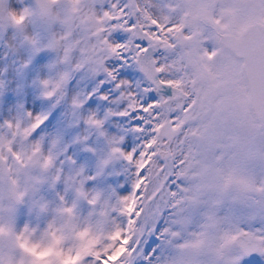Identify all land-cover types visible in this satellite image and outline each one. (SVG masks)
I'll return each instance as SVG.
<instances>
[{
  "label": "snow or ice",
  "instance_id": "obj_1",
  "mask_svg": "<svg viewBox=\"0 0 264 264\" xmlns=\"http://www.w3.org/2000/svg\"><path fill=\"white\" fill-rule=\"evenodd\" d=\"M95 2V29L75 34L71 44L62 32L46 47L59 53L57 63L71 61L73 71L84 67L77 63L80 57L103 65L105 79L119 93L114 102L123 104L107 115L134 121L136 142L130 150H121L120 138L110 140L114 157L131 169L130 191L104 213L112 230L100 237L81 232L84 242L74 255L72 248L30 245L28 225L16 236L19 248L37 264H52V256L56 264H136L139 259L175 264L162 252L141 247L155 237L164 248L182 250L201 249L211 240L223 264H239L241 254L264 257V0H107L108 7L99 11ZM111 59L130 64L141 79L135 84L118 79L107 64ZM70 78L62 73L55 88ZM41 85L46 99L60 101L51 80ZM83 102L73 98L72 105ZM46 119L28 113L0 125V133L8 131L10 145L21 138L28 143ZM85 123L99 130L103 120L90 115ZM31 143L29 160L42 153L39 141ZM8 151L0 161L24 165L14 146ZM55 159L49 150L43 166ZM59 178L57 168L54 180ZM74 182L83 185L79 172ZM59 200L63 207L57 211L72 214L73 207L62 196ZM87 204L95 208L96 198ZM46 207L40 205L42 211ZM47 228L60 245L54 224Z\"/></svg>",
  "mask_w": 264,
  "mask_h": 264
},
{
  "label": "rangeland",
  "instance_id": "obj_2",
  "mask_svg": "<svg viewBox=\"0 0 264 264\" xmlns=\"http://www.w3.org/2000/svg\"><path fill=\"white\" fill-rule=\"evenodd\" d=\"M5 4L17 10L31 7L25 0H5ZM94 7L98 11L107 8V0H96ZM58 31L62 29L55 22L33 21L23 31L0 24V125L6 121L22 120L28 113L42 115L46 112L47 119L30 140L39 141L46 154L49 150L55 152L53 168L60 169V178L54 184L47 181L40 184L31 199L26 197L17 207L14 216L17 229L25 225L43 229L51 220L61 196L66 204H71L74 193L65 179L76 172L84 179L85 191H101L110 203L126 195L131 184V169L123 159L110 161L103 170L98 167L100 159L108 151L109 138H120L122 151L130 150L136 142V135L131 131L134 126L132 120L107 115L109 111L117 113L123 109L122 103L114 102L119 93L112 82L106 80L103 73L93 76L81 70L71 75L64 87V98L59 102L42 95L41 81L53 79L64 70V65L57 63L59 53L46 47ZM113 35L123 38L121 33ZM26 36L36 39L35 47L27 42ZM107 64L115 69L118 79L128 80L131 84L141 79L139 71L130 64H122L115 59L107 61ZM109 94L107 104H102L99 98ZM73 98L84 102L79 108H74ZM90 115L103 120L99 130L85 123ZM71 141L78 143L75 148H71ZM88 177L91 179H85ZM41 203L47 206L46 211L39 210ZM77 210L84 217L90 206L81 201ZM141 247L163 254L167 251L155 237L147 238ZM259 259L261 255L257 253L253 257L241 258L239 264H258ZM136 264H143V260H137Z\"/></svg>",
  "mask_w": 264,
  "mask_h": 264
},
{
  "label": "clouds",
  "instance_id": "obj_3",
  "mask_svg": "<svg viewBox=\"0 0 264 264\" xmlns=\"http://www.w3.org/2000/svg\"><path fill=\"white\" fill-rule=\"evenodd\" d=\"M143 6V3H141V7ZM92 10L91 0H34L33 6L24 7L19 10L6 6L5 0H0V24L23 31L33 21L55 22L60 25L62 31L56 32L52 37L66 32L69 34L68 43L71 44L72 37L75 34H79L85 29H95L97 27V25L91 22L93 18ZM96 11L98 10L96 9ZM21 15L25 17L24 20L19 24L13 23L12 17L18 18ZM26 37L29 38L27 40L29 44H31L29 40L35 39L32 36ZM99 47L97 45V48ZM88 59L89 57L87 56L78 58L77 63L84 65V67L76 71L72 70L73 65L71 61L64 63V70L58 72L55 78L49 79L52 81V88L56 99L62 100L64 98L65 86L62 84L59 88H55V84L60 80L62 73L67 72L71 76L74 72L83 70L94 76L97 74V71H93V68L101 73L103 72L102 64H88ZM0 136H3V140L0 141V155L9 156L8 148L14 146L15 150L18 151L24 160L23 166L18 165L15 161H0V261H3L4 264H37L33 257L24 253L18 246L19 241H17L16 236L23 228L17 229L14 216L18 205L22 204L26 197L31 199L38 191L40 184L45 181L49 182L50 185L55 183L56 170H54L53 165L43 166L42 156L47 155L43 151L41 155L34 156L30 160L28 159L33 147L31 142L24 143L23 138H21L15 145H10L7 130L0 133ZM110 140L111 138L107 141V153L99 161L98 167L100 170H103L110 161L116 159L111 151L113 145L110 143ZM52 155L55 157L56 153L52 152ZM77 173L67 176L65 179L66 184L74 193L72 203L67 204L73 207L72 214L69 215L57 211V209L63 207V205L58 203L53 209L51 220L48 221L43 229L30 227L29 232L26 233L30 245L63 247L65 251L68 248H72V254L74 255L75 250L84 242L79 236L81 232L87 231L89 235L100 237L107 235L112 230V225L107 222V217L104 213L109 209V205L114 204L116 200L110 203L101 191H85L83 185L79 182H74ZM81 179L83 178L81 177ZM78 189L85 193V195H80ZM21 193L24 194L22 198L20 197ZM89 197L96 198V206L95 208H90L86 216L81 217L77 210V205L81 201L87 202ZM41 204L38 205L40 211H42L40 209ZM46 210L47 208L43 211ZM49 224H54L55 236L60 239V245L54 244L53 233L47 228ZM32 229H37V231L34 232ZM216 248V243L209 240L201 249L182 250L166 247L167 251L163 255L168 260L175 261V264H223L221 257L216 254ZM37 250L39 251L40 248ZM224 254L225 256L229 255V249H224ZM243 256L241 254L236 258L240 260ZM48 260L52 261V264H56L55 256L49 257Z\"/></svg>",
  "mask_w": 264,
  "mask_h": 264
},
{
  "label": "flooded vegetation",
  "instance_id": "obj_4",
  "mask_svg": "<svg viewBox=\"0 0 264 264\" xmlns=\"http://www.w3.org/2000/svg\"><path fill=\"white\" fill-rule=\"evenodd\" d=\"M154 2H157V1L154 0ZM154 10H155V9H154ZM109 93H111V92H109ZM115 94H116V93H115ZM100 101L104 103L106 100L100 99ZM260 255H261V254H260ZM261 258H262L263 261H264V257L261 256Z\"/></svg>",
  "mask_w": 264,
  "mask_h": 264
},
{
  "label": "water",
  "instance_id": "obj_5",
  "mask_svg": "<svg viewBox=\"0 0 264 264\" xmlns=\"http://www.w3.org/2000/svg\"><path fill=\"white\" fill-rule=\"evenodd\" d=\"M34 2V0H32ZM252 254V253H251Z\"/></svg>",
  "mask_w": 264,
  "mask_h": 264
}]
</instances>
